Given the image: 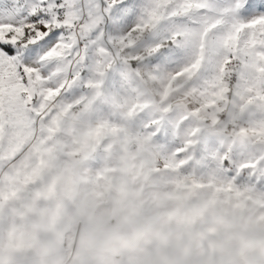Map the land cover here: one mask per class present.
<instances>
[{
	"label": "rangeland",
	"instance_id": "rangeland-1",
	"mask_svg": "<svg viewBox=\"0 0 264 264\" xmlns=\"http://www.w3.org/2000/svg\"><path fill=\"white\" fill-rule=\"evenodd\" d=\"M73 19L69 14L70 27ZM127 46L105 32L89 51L102 66L95 70L119 58L120 70L131 73ZM161 69L163 76H153L138 68L127 91L104 85L106 104L97 89H81L86 100L65 93L62 108L48 102L38 109L34 127L4 122L0 264H264L258 82L231 85L227 69L212 91L187 76L169 80ZM116 92L132 98L131 112L112 103ZM161 112L170 115L157 143L147 124H158ZM224 156L232 172L216 162Z\"/></svg>",
	"mask_w": 264,
	"mask_h": 264
},
{
	"label": "snow or ice",
	"instance_id": "snow-or-ice-1",
	"mask_svg": "<svg viewBox=\"0 0 264 264\" xmlns=\"http://www.w3.org/2000/svg\"><path fill=\"white\" fill-rule=\"evenodd\" d=\"M69 14L79 23L73 19L70 27ZM93 20L86 32L81 25ZM74 29L79 35H71ZM105 32L128 45L123 54L130 58L131 73L120 70L119 58L113 67L95 70L100 61L94 65L89 51L95 53L97 38ZM161 66L169 70V80L187 76L212 91L232 69L233 80L245 86L258 82L264 96V0H5L0 7V127L16 119L34 127L38 109L48 102L62 108L65 93L86 100L81 89H97L95 97L106 104L104 85L127 91L138 68L163 76ZM111 101L129 112L136 106L119 92ZM160 106L166 109V102ZM168 115L161 112L158 124H147L152 141H162ZM216 162L232 172L230 157Z\"/></svg>",
	"mask_w": 264,
	"mask_h": 264
},
{
	"label": "built area",
	"instance_id": "built-area-1",
	"mask_svg": "<svg viewBox=\"0 0 264 264\" xmlns=\"http://www.w3.org/2000/svg\"><path fill=\"white\" fill-rule=\"evenodd\" d=\"M229 80H230V84L232 85L233 82H234V80L231 78V76H230V79H229ZM223 115H224V113H223L220 117H223ZM215 127H216V126H215ZM226 131H227V132L231 131L230 127H227V128H226Z\"/></svg>",
	"mask_w": 264,
	"mask_h": 264
}]
</instances>
